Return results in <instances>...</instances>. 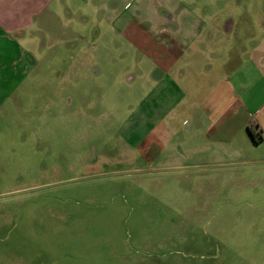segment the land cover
I'll return each instance as SVG.
<instances>
[{
	"label": "rangeland",
	"instance_id": "rangeland-1",
	"mask_svg": "<svg viewBox=\"0 0 264 264\" xmlns=\"http://www.w3.org/2000/svg\"><path fill=\"white\" fill-rule=\"evenodd\" d=\"M8 39L0 264H264V0H55Z\"/></svg>",
	"mask_w": 264,
	"mask_h": 264
},
{
	"label": "crops",
	"instance_id": "crops-1",
	"mask_svg": "<svg viewBox=\"0 0 264 264\" xmlns=\"http://www.w3.org/2000/svg\"><path fill=\"white\" fill-rule=\"evenodd\" d=\"M55 0H0V39L12 41L11 39H8V36L10 34H18L21 32H24V30H27L29 26H31L38 18L42 17L51 7V4ZM64 2L68 0H62ZM85 1V0H84ZM64 7H67V4H65ZM160 14L163 17L165 22L172 21L173 13L169 11V9H160ZM128 29L126 31L138 32V29L134 28L131 25L126 26ZM134 28V29H133ZM139 28L143 29V26H139ZM231 30L227 31V33H230ZM157 38L159 35H156ZM160 39V37H159ZM159 39L156 41L158 43ZM173 45L166 44L165 48L168 49L169 55L172 54V51L176 48V46H179L178 48L180 51L184 50L182 48L183 45H187V43H183L182 45H179L177 42L176 44L172 40ZM264 49V45L259 48H253V53H257L259 55L258 62L263 58L261 55L264 54L262 52ZM157 53L153 54V58L157 59ZM166 57V56H165ZM163 60H160L159 63H161ZM264 64V59H263ZM166 66V65H165ZM259 69V68H258ZM254 70L256 73V84H257V90L258 92H264V72H260L254 67ZM225 107H221L222 113H229V110H223ZM216 109V108H215ZM255 113L259 116V121L257 124V130L259 131V134L262 136L261 140H264V101L259 105L258 108H256Z\"/></svg>",
	"mask_w": 264,
	"mask_h": 264
},
{
	"label": "trees",
	"instance_id": "trees-1",
	"mask_svg": "<svg viewBox=\"0 0 264 264\" xmlns=\"http://www.w3.org/2000/svg\"><path fill=\"white\" fill-rule=\"evenodd\" d=\"M248 133L251 135V137L255 140V142H258V139L259 140H261L262 139V136L260 135V134H257L256 136V138H257V140H256V138H255V135L253 134V132L248 128Z\"/></svg>",
	"mask_w": 264,
	"mask_h": 264
}]
</instances>
